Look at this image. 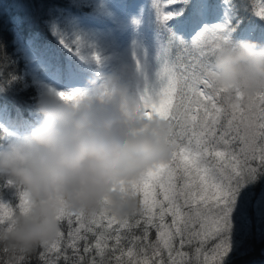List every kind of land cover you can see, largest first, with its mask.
I'll list each match as a JSON object with an SVG mask.
<instances>
[{
  "label": "snow or ice",
  "instance_id": "1",
  "mask_svg": "<svg viewBox=\"0 0 264 264\" xmlns=\"http://www.w3.org/2000/svg\"><path fill=\"white\" fill-rule=\"evenodd\" d=\"M32 2L36 13L9 18L16 53L0 35V92L19 85L54 87L62 97L120 93L142 118L169 123L172 151L132 182L137 212L58 216L55 242L17 252L14 264H235L257 239L264 244V91L227 97L210 68L244 13L264 22V0L258 9L255 0ZM21 200L20 189L0 180V226ZM0 264H10L3 248Z\"/></svg>",
  "mask_w": 264,
  "mask_h": 264
},
{
  "label": "clouds",
  "instance_id": "2",
  "mask_svg": "<svg viewBox=\"0 0 264 264\" xmlns=\"http://www.w3.org/2000/svg\"><path fill=\"white\" fill-rule=\"evenodd\" d=\"M210 68L225 96H256L264 91V42L232 36L216 46ZM32 99L36 116L29 127L0 133V180L22 191L20 210L0 226L10 264L17 252L55 242L58 216L137 212L132 182L172 151L169 123L142 118L120 93L104 97L85 89L62 97L49 87Z\"/></svg>",
  "mask_w": 264,
  "mask_h": 264
},
{
  "label": "trees",
  "instance_id": "3",
  "mask_svg": "<svg viewBox=\"0 0 264 264\" xmlns=\"http://www.w3.org/2000/svg\"><path fill=\"white\" fill-rule=\"evenodd\" d=\"M0 12L3 13V31L0 35L8 44L9 55L16 53L15 46L11 43V29L9 28V18L13 16L26 15L17 9V5H22L28 9V15L37 12V5L33 4L32 0H0ZM255 5L258 9L259 0H255ZM43 7V6H40ZM250 30L252 40L264 42V22H261L251 12L244 13L242 15V23L238 26L233 36L240 38V34ZM42 43L50 46V50L56 51L58 55L63 57L64 53H61L59 46L56 43V39L49 35L41 36ZM18 70L23 71L24 59L22 55L18 60ZM0 81V85H2ZM36 89L29 87L27 89H21L19 85H14L4 92H0V106L5 109L9 115L10 123L16 128V130H26L30 123L34 120L36 113L34 111V100ZM33 264L35 260L33 259ZM235 264H264V244L258 239L254 242V250L250 255L243 257L242 259H236Z\"/></svg>",
  "mask_w": 264,
  "mask_h": 264
},
{
  "label": "rangeland",
  "instance_id": "4",
  "mask_svg": "<svg viewBox=\"0 0 264 264\" xmlns=\"http://www.w3.org/2000/svg\"><path fill=\"white\" fill-rule=\"evenodd\" d=\"M144 2H147V0H144ZM168 6H172L174 7L175 5H165V7ZM17 9L19 11H21L23 14L28 15V9L23 7L22 5H17ZM220 15L219 12L216 13V16L214 18H218ZM251 37V32L250 30H246L245 32L240 34V38H249ZM206 42H210L212 37L211 36H206L203 38ZM264 41V40H263ZM54 53H57L56 51H53ZM58 54V53H57ZM84 84L86 86H90V87H95L96 85L94 83H92L90 80L89 81H85ZM9 119V115L7 114V112L5 111L4 108H2L0 106V126H2L4 129H9V130H16V128L10 123Z\"/></svg>",
  "mask_w": 264,
  "mask_h": 264
}]
</instances>
